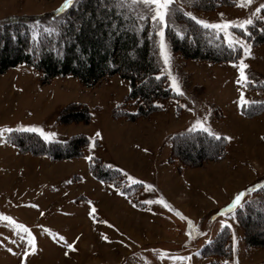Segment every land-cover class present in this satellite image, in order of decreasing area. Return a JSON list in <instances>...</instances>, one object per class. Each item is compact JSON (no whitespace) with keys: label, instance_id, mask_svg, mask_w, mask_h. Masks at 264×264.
I'll use <instances>...</instances> for the list:
<instances>
[{"label":"rangeland","instance_id":"374dc122","mask_svg":"<svg viewBox=\"0 0 264 264\" xmlns=\"http://www.w3.org/2000/svg\"><path fill=\"white\" fill-rule=\"evenodd\" d=\"M63 2L0 0V21L52 13ZM242 2L236 0L210 13L180 5L184 12L209 23L234 22L229 32L248 46V54L241 47L235 63L214 65L185 60L166 43L171 59L169 68L160 56L163 74L178 98L164 101L161 111L147 118L130 121L125 115L115 116L120 106L135 112L127 99L129 84L117 76L86 87L70 76L42 84L39 73L24 64L0 75V129H13L0 137V216L12 218H0V264L264 263V248L247 250L237 222L238 212L255 198L264 182V113L248 118L240 106L242 94L250 102L264 101V93L261 97L251 87L259 80L264 83V44L251 48L233 30H244L235 26L237 21L253 22L262 15L264 20V0H251L241 7ZM101 20L98 15L94 31ZM110 43V39L103 41L107 47ZM13 48L12 44L7 51L13 54ZM241 62L248 66L244 69L248 80L238 83ZM169 70L184 95L171 87ZM72 103L87 107L88 124H60L61 110ZM196 120L220 137L231 138L225 139L222 160L207 159L191 167L172 158V139L194 132L190 129ZM29 126L56 133L52 141L84 136L88 143L80 158L53 161L33 156L10 142L13 133L24 132L18 128ZM91 165L104 176L107 172L118 186L92 177ZM241 192L246 193L243 207L220 215ZM161 198L193 222L191 236L187 220L160 204ZM146 200L154 203L146 204ZM17 224L29 229L35 251ZM225 228L231 234V258L206 257L203 250ZM255 229V240L263 241L264 225ZM65 241L75 250L68 249Z\"/></svg>","mask_w":264,"mask_h":264},{"label":"trees","instance_id":"16d2710c","mask_svg":"<svg viewBox=\"0 0 264 264\" xmlns=\"http://www.w3.org/2000/svg\"><path fill=\"white\" fill-rule=\"evenodd\" d=\"M181 1L192 10L205 13L234 5L235 2ZM171 8L165 27V39L171 52L180 54L185 60L211 64L238 59L240 47L236 45L229 48L223 33L195 24L175 4ZM107 9L110 10L107 12ZM56 10L39 16H17L0 21V75L24 64L39 73L42 84H49L55 78L71 76L86 87L107 77L118 76L129 84L127 99L132 102L135 112L128 113L127 109L120 106L115 116L125 115L130 121L147 118L161 111V103L175 98L163 74L156 35L158 28L152 23L150 14L149 18L141 20L140 17L146 12L142 5H133L130 0H79L64 14L58 15ZM98 15L103 20L94 31L92 27ZM46 28L53 30L51 34L44 31ZM247 28L245 36L252 46L264 42L263 19L255 20ZM34 31L38 33L35 41L32 39ZM72 39L75 41L73 46L69 44ZM107 39L111 41L108 47L103 45ZM12 44L13 54L7 51ZM79 57L84 60L80 61ZM157 76L159 79H156ZM242 112L248 118L255 117L264 112V102L245 105ZM59 122L63 125L88 124L90 114L86 106L72 103L61 110ZM10 142L21 152L46 156L53 161L82 157L88 143L84 136L72 137L66 142H46L28 132L13 133ZM226 147L224 138L217 140L202 131L178 134L171 142L172 158L191 167L207 159L222 160L226 155ZM93 167L95 165L90 166V174L96 180L118 186L107 172L104 176ZM117 175L119 177V173ZM237 222L243 230L247 250L264 248L263 237V241L255 240L258 237L255 228L264 225V182L257 189L255 198L238 212ZM230 242L231 234L225 229L204 249L203 254L208 255L206 257L230 259Z\"/></svg>","mask_w":264,"mask_h":264},{"label":"snow or ice","instance_id":"6c2138e0","mask_svg":"<svg viewBox=\"0 0 264 264\" xmlns=\"http://www.w3.org/2000/svg\"><path fill=\"white\" fill-rule=\"evenodd\" d=\"M130 2L133 5H142L146 12L145 15H142L140 18L141 20L149 18L148 14H150V19L152 21V23L158 28V31L156 33V35L159 37V55L163 58V62L165 64V66H168L170 68V54L167 52V45H166V39H165V27L168 23V17L171 14V6L174 4V0H130ZM245 3H251V0H243V2L240 4L241 7L244 6ZM77 4V0H64L63 4L56 10L58 15L64 14L67 10H69L70 8L74 7ZM185 16H187L191 21H194L195 24L203 27L204 29H215L218 31H223L224 33V39L228 44L229 48H234L237 44H239L241 47L244 48L245 54H248V46L237 40L230 32L229 29L231 27H233L234 22L232 21H228V22H224V23H209L206 20L203 19H199L197 18L193 13L191 12H185L184 13ZM222 15V14H221ZM252 21L249 20H244V21H237L235 22V26L240 27L242 29H244L245 31H247L246 29V25L251 24ZM44 31L46 33L51 34V32L53 31L51 28H46L44 29ZM177 35H180V33H177ZM37 36L38 33H36L35 31L33 32V36L32 39L35 41L37 40ZM248 66L246 64H244L243 62H241L240 65V78H239V82L244 81L247 82L248 77L247 74L245 73L244 69L247 68ZM168 76L169 79L172 81L171 87L173 88L174 91H176V93L178 95H184V93L180 90L179 84L176 80V78L174 76H172L171 71L169 70L168 72ZM156 79H159V76L156 77ZM250 103V101H247L243 94L240 97V106L244 107L245 105H248ZM203 131L208 133L209 135H212L215 137V139L219 140L221 139V137L215 133H213L209 128L205 127L203 125V123L200 120H196V122L192 125L190 131ZM13 131V129L11 128H7V129H0V137L3 136L4 132H9L11 133ZM17 131H24V132H28V133H38L46 142H51L52 138H54L56 136V133L53 132H45L42 128H38V127H23V128H18ZM101 134L99 132L96 133V136L99 137ZM225 139H231L230 137H226ZM94 146V145H93ZM86 159L91 160L92 157L88 156L86 157ZM142 183V182H141ZM148 188H151V185L147 186ZM246 195L245 192H241L235 195L234 199L232 200L231 204L228 205L226 207V209H224L223 211H221L220 215H226L227 213L230 212H234V210H236L238 207H243V203H242V199L243 197ZM144 203L146 204H153L154 201L153 200H146L144 201ZM159 203L162 204L165 208L169 209V211H172L175 213L176 216H178L181 220H187V225H188V229H189V236L192 235V230H193V222L191 220H188L186 217H184L180 212L176 211L175 209H173L166 201L163 200V198H161L159 200ZM33 207H38L36 205H33ZM96 211L95 208L92 209V212L94 213ZM0 218L4 219V220H8L11 221L12 218L11 217H7V216H0ZM226 227H230V225H225ZM17 228L22 229L23 233L27 234V244L29 246H31L32 250L35 251V238L31 235V232L29 231V229L27 227H25L23 224H17L16 225ZM24 237L22 236L21 239H23ZM105 240H107V237H103ZM58 239L60 241H64L65 238L63 236H59ZM233 242L235 243V236H233ZM67 248L70 250H75L73 248V245L71 243H67L65 241ZM209 243H211V241H209ZM9 251H11V249H9ZM25 255H27V253H25ZM65 255H67V253H65ZM164 255V254H161ZM183 259V258H181Z\"/></svg>","mask_w":264,"mask_h":264}]
</instances>
